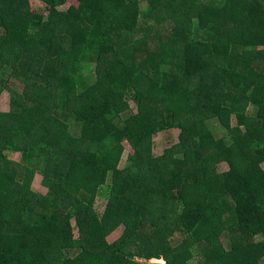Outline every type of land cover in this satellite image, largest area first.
I'll use <instances>...</instances> for the list:
<instances>
[{"label": "trees", "instance_id": "16d2710c", "mask_svg": "<svg viewBox=\"0 0 264 264\" xmlns=\"http://www.w3.org/2000/svg\"><path fill=\"white\" fill-rule=\"evenodd\" d=\"M41 1L0 0V264H264V0Z\"/></svg>", "mask_w": 264, "mask_h": 264}, {"label": "rangeland", "instance_id": "374dc122", "mask_svg": "<svg viewBox=\"0 0 264 264\" xmlns=\"http://www.w3.org/2000/svg\"><path fill=\"white\" fill-rule=\"evenodd\" d=\"M32 2H33V8L35 10H38L40 12H45L46 13V6L41 0H32ZM72 2L74 3V1H70L69 5H71ZM68 7L69 6H66L65 8H68ZM146 7H147L146 0H141V8H142V10L145 11ZM140 20H141L142 25H145L146 22H147V19H145L143 17H141ZM169 27H170L169 22H165V23L163 22L162 25L157 24V31L159 33H166V28H169ZM143 35H144V33L141 31L140 34H136V37L139 38V37H142ZM163 35L165 36L166 34H163ZM156 40L157 39L154 38V37L151 39V41H153L155 44H157ZM143 54H144V52L140 53V55H143ZM94 66H95V64H93V67ZM95 81H96V79H95V76H94L93 73H90V74L87 75V77H86V82L87 83L93 84ZM21 85H22L21 82L18 81V80H14L12 82L13 88H15L18 91L22 90V86ZM11 98H12V96H11L10 92H8V91L4 92V94L2 96V109L4 111H9L11 109ZM132 106H133V112H135L136 111V106L133 103H132ZM249 114L250 115L254 114L253 107H250ZM233 122L235 123V119L233 120ZM213 125H214V128H215L216 134L219 135V136H223L224 135V131L222 129H220L219 126L216 125L215 123H213ZM79 132H80V129L75 128V133L78 134ZM179 134H180V130L179 129H172V130L161 132V133L157 134L154 137V139H153V153H154V155L155 156L161 155L166 148H168L171 145L177 143ZM129 155H130V151L127 150L125 155H124V157H123V159H122L121 165H120L121 169H124V168L128 167V165H129V163H128ZM20 157H21L20 154H16L15 155V159L16 160H18ZM263 167H264V165H263ZM220 170L221 171L228 170L227 164L226 163H222L221 167H220ZM110 182H111V180H109V183ZM33 189L37 193L42 194V195H46L49 192V189L43 183V175H42V172L40 170L38 171V174L35 177V180H34V183H33ZM108 194H109V191H108V188L106 187V188H103L101 190V194L98 197V200H97V203H96V208H97V210H98V212L100 214H103L104 211L106 210V207H107V204H108ZM74 225H76L75 221H74ZM123 231H124V227L120 228L113 235V237L111 238L112 241L117 240L122 235ZM75 233H76V236L79 237L78 229H76ZM138 261H139L140 264H165L163 260H156V259L149 260V261L138 259ZM196 262H197V258L192 260V264H194Z\"/></svg>", "mask_w": 264, "mask_h": 264}]
</instances>
